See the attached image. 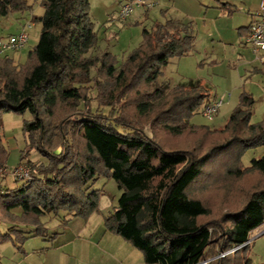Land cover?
Returning a JSON list of instances; mask_svg holds the SVG:
<instances>
[{"label":"trees","instance_id":"16d2710c","mask_svg":"<svg viewBox=\"0 0 264 264\" xmlns=\"http://www.w3.org/2000/svg\"><path fill=\"white\" fill-rule=\"evenodd\" d=\"M89 1L42 0L26 61L0 55V167L4 114H30L22 123L27 147L46 160L26 163L29 181L0 183V214L10 224L0 245L23 252L29 238H46L43 217L64 214L61 227L66 218L87 219L100 195L90 189L105 177L121 194L104 230L141 252L144 264H251L250 235L264 225V152L248 167L241 162L264 147V119L251 123L252 95H239L222 129L191 125L210 103L207 88L156 85L170 60L193 52L191 22H154L119 61L96 54ZM30 10L26 0H0V18Z\"/></svg>","mask_w":264,"mask_h":264},{"label":"rangeland","instance_id":"374dc122","mask_svg":"<svg viewBox=\"0 0 264 264\" xmlns=\"http://www.w3.org/2000/svg\"><path fill=\"white\" fill-rule=\"evenodd\" d=\"M41 1L34 0L30 11L22 14L13 13L0 18V39L18 34L21 28H25L29 35V40L21 50L2 53V57H8L16 64H23L26 61L28 52L38 43L40 35V25L32 22L31 18L32 14L38 15L40 9L43 10L40 6ZM119 1L123 4L131 0L89 1L90 19L99 39L96 54L104 51L102 50L104 47L121 61L140 44L143 28L149 30L154 22L163 23L170 18L191 22L196 34L195 50L188 56L170 60L156 85L168 82L173 86L193 80L207 88L208 100L227 96L213 121L203 118L199 110L190 120L191 125L208 126L213 129L224 128L230 116L229 112L237 106V103L230 104L228 95L232 94L234 89L249 92L252 85L257 89L264 88V64L241 44L242 38L239 34V27L250 15H254L256 0H144L155 3V6L149 10L135 9L126 21L117 20ZM228 3L234 5L232 8L234 12L230 15L223 9L224 5L228 6ZM28 23L31 25L30 28L27 27ZM254 61V65L248 64ZM262 102L264 101L258 97L251 123L263 120L261 112H264V104ZM102 111L107 113V109ZM5 115L1 116L2 139L7 151L4 166L11 170L18 166H15L18 162L26 164L31 161L45 164L46 160L37 151L28 149L22 131L23 120L30 119V114L26 112L23 115ZM147 133L149 134L148 131ZM13 147L20 151H13ZM263 152L264 147L247 150L241 158L242 165L248 167L250 161L259 158ZM53 153L59 155L61 147H57ZM0 183L3 187L13 188L22 182L2 179ZM90 190L100 192L96 210L87 219L66 218L68 221L66 228L70 230L65 236H62L63 238L57 236L56 241L47 240L44 244L48 248L51 244L59 246L55 253L58 254L61 251L64 254L65 258L61 264H144L142 253L120 237L108 234L103 237L104 218L113 212L121 194L115 182L112 179L100 177L93 183ZM14 213L19 214V209ZM62 217L57 219L47 216L41 218V221L50 233L56 234L65 228L60 227ZM9 227L10 224L0 214V231L6 232ZM256 233H252L249 240L252 241ZM58 238L61 239L58 240ZM75 238H78V241ZM36 239L28 242L36 243L38 242ZM67 243L72 245L70 249L66 246ZM5 245L11 246L10 243ZM50 250L51 248L47 251ZM50 255L54 257V254H48V257H51ZM244 255L245 253H241V256ZM4 256V262L9 264L10 257ZM57 256L55 255L56 259ZM246 256L251 264H264V237L249 248Z\"/></svg>","mask_w":264,"mask_h":264},{"label":"built area","instance_id":"2783aa9c","mask_svg":"<svg viewBox=\"0 0 264 264\" xmlns=\"http://www.w3.org/2000/svg\"><path fill=\"white\" fill-rule=\"evenodd\" d=\"M155 3L144 0H131L120 5L117 12V20L126 21L135 9H151ZM27 27L31 25L28 23ZM28 33L23 28L18 34L9 36L6 39H0V55L6 52L19 51L27 43ZM241 44L249 48L257 59L264 62V0H260L258 10L253 15V21L248 27L247 34L242 38ZM224 96L208 103L203 111L202 116L208 121H213L219 108L224 103ZM5 178L13 181L27 182L30 180V169L27 164L20 163L13 169H7L5 166L0 167V179ZM207 264V263H204Z\"/></svg>","mask_w":264,"mask_h":264},{"label":"crops","instance_id":"0c3cea01","mask_svg":"<svg viewBox=\"0 0 264 264\" xmlns=\"http://www.w3.org/2000/svg\"><path fill=\"white\" fill-rule=\"evenodd\" d=\"M259 1L260 0H256V10L254 12H256L258 10V3H259ZM33 2H34V0H29V2L27 1V4L31 7L32 5H34ZM118 4H119V7H120L121 2L119 1ZM233 7H234V5L228 3V6H226V8H223V9H224V11L228 15H230L231 13L234 12V10L232 9ZM42 14H43V10L40 9V13L38 15L32 14V16L34 15V16L40 17V16H42ZM172 19H174V20H180V19H177V18H172ZM252 21H253V15H250L249 18H247L246 21L243 22V25L239 27V34H240V37L241 38H243L247 34V29L250 26V24L252 23ZM22 29L23 28H21L19 30V32ZM28 40H29V35H28ZM195 42H196V39H195ZM195 42H194V50H195ZM245 48H247V47H245ZM102 50L108 51V49H106L104 47H103ZM108 52H110V51H108ZM256 63H257V61H256ZM248 64L249 65H254L255 64V61L254 62H248ZM263 64H264V62H263ZM255 70H256V68H255ZM191 81H193V80H191ZM193 82H197V81H193ZM241 93L242 92H240V89H234L233 92H232V94L230 93V95H228L229 96V100H230V104H232V105L234 103H237L238 104V97H239V95ZM247 93H249V94L252 95V97L254 98L255 105L257 103L258 97H259V99H261V100L264 101V88H261V89L258 88L257 89L254 85H252L251 88L249 89V92H247ZM224 97H225V99L227 98V96H224ZM217 98L218 97H214V98L208 100V102H213ZM262 104H264V102H262ZM230 113H231V111L229 112V115H230ZM261 113L263 114V117H264V112H261ZM253 114H254V111H253ZM5 116H9V115L6 114ZM2 141H3V144L5 146V143H4V140L3 139H2ZM12 150L15 151V152L16 151H18V152L20 151L16 147H13ZM25 150H27V149H25ZM20 163L21 162H18L15 166L19 165ZM15 166H11V167H15ZM66 227L67 226H65V228L63 230H60L59 233L56 232V233L59 234L58 236H61V238H63L62 236H65L66 232H68V230H70L69 228H66ZM103 230H104V227H103ZM103 232H102L103 237H105L106 234H108L109 236L110 235L112 236V234L106 232L105 230ZM255 232H257L256 233L257 235L252 238V241L249 240V248L250 247L252 248L253 244L255 245V243H256L257 240H259L260 238H263L264 237V225L261 228H259L258 230L254 231L253 233H255ZM48 234L49 235L46 238L35 237V238H37L36 240H38V242H36V243L35 242L34 243H29L28 242L31 239H35V238H29L28 240H26L24 242L23 247H22L23 252H18L12 245L11 246H6L5 244H8V243H5V244L0 245V262H1V264H8L7 262H4V258H5L4 255L10 257L9 264H61L62 261H63V259L65 258L64 257V254L61 251H59L58 254L55 253L57 251V248L59 246H57L55 244H51L49 246L51 248L50 251L53 250L54 252L51 253L50 251H47L50 248H48V246H46L44 243L47 242V240H49L50 242L51 241H56V237L53 238V239H51V235L54 234V233H50L49 230H48ZM113 236H115V235H113ZM60 239L58 238V240H60ZM75 240L78 241V238H75ZM71 241H72V238H71ZM68 242H70V241H68ZM66 246L70 249V247L72 245L69 244V243H67ZM48 254H54V257H52L51 255H50L51 257H48ZM55 255H58L57 256L58 257L57 259L55 258Z\"/></svg>","mask_w":264,"mask_h":264}]
</instances>
